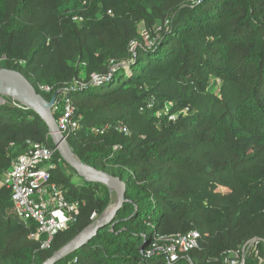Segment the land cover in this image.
<instances>
[{
	"label": "trees",
	"instance_id": "16d2710c",
	"mask_svg": "<svg viewBox=\"0 0 264 264\" xmlns=\"http://www.w3.org/2000/svg\"><path fill=\"white\" fill-rule=\"evenodd\" d=\"M0 68L47 100L39 84L82 78L70 92L82 128L67 141L126 183L112 222L56 264H264V0H0ZM5 100L0 178L32 143L55 148L33 109ZM120 122L130 134L90 130ZM53 161L51 181L83 202L76 220L41 249L29 238L35 223L17 219L1 186L0 264H42L108 210L105 184L74 183L58 150ZM191 230L199 246L172 263L152 246Z\"/></svg>",
	"mask_w": 264,
	"mask_h": 264
},
{
	"label": "built area",
	"instance_id": "2783aa9c",
	"mask_svg": "<svg viewBox=\"0 0 264 264\" xmlns=\"http://www.w3.org/2000/svg\"><path fill=\"white\" fill-rule=\"evenodd\" d=\"M73 19L82 20L83 17L75 15ZM2 58L5 59L6 56ZM94 80L96 83L102 82V78L99 76H95ZM82 85H84L82 78H75L57 89L50 84H39V89L42 92L53 94L57 92L51 110L60 131L66 138L82 128V116L78 113L70 94L77 86ZM12 100L15 104L21 106L15 99ZM171 105V103H167L165 108L157 111L156 115L160 117L168 113ZM153 107L154 101L150 99L140 110L143 111L145 108ZM175 118L176 115H170V119ZM111 129L130 134L129 128L122 122L106 123L102 126L90 128L94 135H103ZM56 150V147H51L46 142H34L27 151L13 159L10 168L0 178V187L5 186L11 190L15 216L25 224L35 223L36 228L29 233V238L40 240L41 249L50 248L54 236L60 231L66 230L76 220V214L81 203H83L68 200L66 190L51 181L52 170L57 167V163L53 161ZM90 218L96 222L97 212L94 211ZM200 238L199 231L191 230L184 234L158 236L152 246L157 250H162L167 256L168 263H172L178 259L180 254L197 248ZM151 252V250L148 251L149 254ZM242 256L243 258L245 256L244 249ZM236 258H239L238 253ZM238 262V259L230 261L231 264H237Z\"/></svg>",
	"mask_w": 264,
	"mask_h": 264
},
{
	"label": "water",
	"instance_id": "95a60500",
	"mask_svg": "<svg viewBox=\"0 0 264 264\" xmlns=\"http://www.w3.org/2000/svg\"><path fill=\"white\" fill-rule=\"evenodd\" d=\"M56 96L57 92L52 95L50 100H47L21 72L9 68H0V99L4 101L5 97H10L16 99L24 106L33 109L46 123L50 137L63 160L86 182L105 184L110 192H116L117 199L110 211H106L87 230L81 232L63 245L42 264H56L67 255L76 251L92 238L99 229L111 223L126 201V183L120 176H115L107 171L82 162L73 152L67 138L60 131L56 118L51 110Z\"/></svg>",
	"mask_w": 264,
	"mask_h": 264
},
{
	"label": "rangeland",
	"instance_id": "374dc122",
	"mask_svg": "<svg viewBox=\"0 0 264 264\" xmlns=\"http://www.w3.org/2000/svg\"><path fill=\"white\" fill-rule=\"evenodd\" d=\"M159 28V27H158ZM157 28V29H158ZM143 30V33L145 34V36H147V31H146V29L145 28H142ZM10 98V97H9ZM13 99V98H12ZM16 100V99H15ZM4 101H6V100H4ZM3 101V99H0V103H3L4 102ZM17 101V100H16ZM18 103H20L19 101H17ZM20 104H22V103H20ZM23 105V104H22ZM60 167H61V165H60ZM60 169H62V171L64 172V173H69V171H70V173L72 174V181L74 182V183H76V184H81V183H83L85 180L82 178V177H80L76 172H74V171H72V170H70L69 168H67V167H61ZM111 196H112V199H111V204H110V206H109V208H108V210L107 211H110L111 209H112V207L114 206V204H115V202H116V199H117V196H116V192H114V191H112L111 192ZM18 219V218H17ZM19 220V219H18ZM249 246H251V245H249ZM248 249V247L246 248L245 247V251Z\"/></svg>",
	"mask_w": 264,
	"mask_h": 264
}]
</instances>
